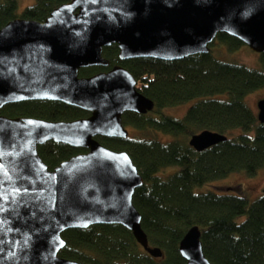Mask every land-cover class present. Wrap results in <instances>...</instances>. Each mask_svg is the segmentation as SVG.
Returning a JSON list of instances; mask_svg holds the SVG:
<instances>
[{
    "label": "water",
    "instance_id": "water-1",
    "mask_svg": "<svg viewBox=\"0 0 264 264\" xmlns=\"http://www.w3.org/2000/svg\"><path fill=\"white\" fill-rule=\"evenodd\" d=\"M218 33L263 52L264 0H65L43 20L18 16L0 26V108L49 99L89 112L70 120L0 113V264H92L59 256L61 233L102 223L123 225L147 253L162 255L148 245L132 202L143 183L132 158L96 138L127 137L122 113H145L153 100L120 64L87 76L78 69L107 66L102 49L111 43L120 60L169 61L208 53ZM257 108L264 122V98ZM47 140L85 151L48 168L37 152ZM222 140L203 129L188 143L202 150ZM199 239L192 225L178 240L184 264H211Z\"/></svg>",
    "mask_w": 264,
    "mask_h": 264
},
{
    "label": "trees",
    "instance_id": "trees-1",
    "mask_svg": "<svg viewBox=\"0 0 264 264\" xmlns=\"http://www.w3.org/2000/svg\"><path fill=\"white\" fill-rule=\"evenodd\" d=\"M64 1L34 0L18 13L17 0H0V26L18 16L43 20ZM216 37L231 48L241 43L226 33ZM117 52L116 43L104 45L102 55L109 64L84 66L78 73L91 75L120 64L133 75L137 89L153 100L150 112L127 111L122 119L137 132L158 130L168 139L142 134L96 138L111 149L127 151L132 158L143 179L134 189L132 202L141 215L148 245L158 246L162 255L147 253L123 225L102 223L64 230L65 245L59 256L92 264H184L178 240L190 226L197 225L203 253L211 264H264V191L249 201L232 192L193 190L195 185L233 171L251 174L264 167V122L245 101L249 92L264 87V68L222 61L210 50L169 61L154 57L120 60ZM260 54L264 60V51ZM194 97L181 117L161 112L164 106ZM0 113L45 120L87 116V111L49 99L7 103ZM203 129L220 132L226 140L196 150L188 139ZM82 151L85 149L54 140L37 145L48 168ZM174 165L176 168H169Z\"/></svg>",
    "mask_w": 264,
    "mask_h": 264
},
{
    "label": "rangeland",
    "instance_id": "rangeland-1",
    "mask_svg": "<svg viewBox=\"0 0 264 264\" xmlns=\"http://www.w3.org/2000/svg\"><path fill=\"white\" fill-rule=\"evenodd\" d=\"M34 0H17V12L19 13L26 5L33 3ZM248 45L241 42L236 47H229L225 41L214 37L212 43H210V53L216 58L222 61L242 63L253 68H264V60L260 57V52H256ZM264 98V87L257 88L247 95H245V101L247 104L257 112V101ZM196 98H190L183 102L167 105L161 108V112L174 117H181L188 106L192 104ZM150 112V111H149ZM155 115L156 112L149 113ZM128 134L136 136V134H142L146 136H152L159 140L168 139L165 133L156 130H145L137 132L136 129L130 127L131 123H124ZM170 169L176 168L175 165L170 166ZM264 167L258 168L254 173L247 174L242 171H233L209 181H206L200 185H195L193 190L195 192L212 191L215 193L232 192L238 196L247 198L249 201H253L260 194H262V188L264 187ZM225 190V191H224ZM242 217H237L240 219Z\"/></svg>",
    "mask_w": 264,
    "mask_h": 264
},
{
    "label": "flooded vegetation",
    "instance_id": "flooded-vegetation-1",
    "mask_svg": "<svg viewBox=\"0 0 264 264\" xmlns=\"http://www.w3.org/2000/svg\"><path fill=\"white\" fill-rule=\"evenodd\" d=\"M111 66H112V65H110L109 67H107L105 70L109 69ZM79 69H80V68H79ZM79 69H78V70H79ZM100 71H104V70H100ZM78 75H79V73H78ZM79 76H81V75H79ZM85 76H87V75H85ZM69 105H70V104H69ZM72 106H74V105H72ZM76 107H77V106H76ZM76 107H75V108H76ZM77 108H78V107H77ZM80 109H81V108H80ZM82 110H84V109H82ZM84 111H87V110H84ZM125 112H127V111H125ZM125 112L122 113V117H123V114H124ZM133 112H134V111H133ZM147 112H148V111H147ZM147 112H145V113H147ZM87 115H89V112H88V111H87ZM85 116H86V115H85ZM85 116H81V117H85ZM86 117H87V116H86ZM77 118H79V117H77ZM122 122H123V125H124L125 122L123 121V119H122ZM124 127H125V125H124ZM130 127H131V126H130ZM125 128H126V127H125ZM96 137H97V136H96ZM82 152H83V151H82Z\"/></svg>",
    "mask_w": 264,
    "mask_h": 264
}]
</instances>
